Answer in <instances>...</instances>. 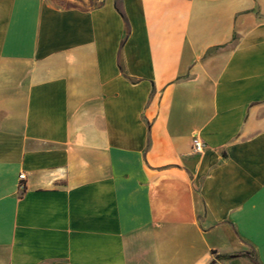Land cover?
<instances>
[{
	"label": "crops",
	"instance_id": "crops-1",
	"mask_svg": "<svg viewBox=\"0 0 264 264\" xmlns=\"http://www.w3.org/2000/svg\"><path fill=\"white\" fill-rule=\"evenodd\" d=\"M244 252L264 264V0H0V264Z\"/></svg>",
	"mask_w": 264,
	"mask_h": 264
},
{
	"label": "trees",
	"instance_id": "trees-1",
	"mask_svg": "<svg viewBox=\"0 0 264 264\" xmlns=\"http://www.w3.org/2000/svg\"><path fill=\"white\" fill-rule=\"evenodd\" d=\"M238 256H247L251 259V261L253 262V264H259L255 258H253V256L251 254H249V252H244V253H234V254H217L214 256V258L212 260H210V262L208 264H213L215 260H220V259H231L234 257H238Z\"/></svg>",
	"mask_w": 264,
	"mask_h": 264
},
{
	"label": "built area",
	"instance_id": "built-area-1",
	"mask_svg": "<svg viewBox=\"0 0 264 264\" xmlns=\"http://www.w3.org/2000/svg\"><path fill=\"white\" fill-rule=\"evenodd\" d=\"M203 149H204V143L201 140H199L198 138L194 137L193 141H192V151L195 153H200L203 151ZM24 177H25V175L23 173H20L18 175V178L20 180L24 179ZM18 188L20 190H23L24 186L22 184H19Z\"/></svg>",
	"mask_w": 264,
	"mask_h": 264
}]
</instances>
